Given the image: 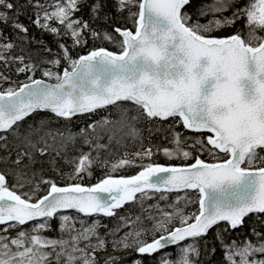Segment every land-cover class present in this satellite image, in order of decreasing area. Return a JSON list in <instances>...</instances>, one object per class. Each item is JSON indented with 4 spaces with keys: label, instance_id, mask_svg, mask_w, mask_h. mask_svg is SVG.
<instances>
[{
    "label": "snow or ice",
    "instance_id": "6c2138e0",
    "mask_svg": "<svg viewBox=\"0 0 264 264\" xmlns=\"http://www.w3.org/2000/svg\"><path fill=\"white\" fill-rule=\"evenodd\" d=\"M29 7L37 9L33 24L70 37L73 47L85 46L89 33L101 38L88 21L75 16L83 7L105 20L111 8L131 27L102 34L117 51L99 47L73 57L59 43L62 54L46 61L52 68L42 70L46 79H35L37 66L25 63L23 55H11L15 45L4 33L10 28L20 40L27 36L29 29L19 17ZM192 7L193 0H0V61H18L17 72L29 74L30 81L0 85V264H125L113 253L129 250L140 257L132 264H144V257L170 246L179 252L165 253L160 264H203L200 241L205 242L203 254H215L219 243L222 264H264V231L253 228L254 240L230 242L223 234L243 226L250 215L264 216V0H211L195 12ZM237 22L241 30L216 34ZM0 81L9 77L0 72ZM113 108L115 119L101 115L78 133L53 130L44 119L28 123L35 113L71 121ZM141 124L170 132L173 146L145 147ZM148 131L151 135L153 129ZM77 136L88 151L68 158L66 149ZM128 142L139 144V150L109 159ZM158 152L182 163H143ZM102 153H107L103 159ZM205 154L210 162L201 158ZM58 160L72 167L67 173L71 181L91 177L95 166L108 171L91 186H60L43 176L37 180V164L47 163L64 176ZM137 166L141 170L135 175H113ZM42 186L46 192L41 195ZM25 187L29 191L16 190ZM188 190L198 199H186ZM173 192L185 196L167 207H144L157 194L159 201H167ZM182 200L185 206L198 203V212L186 214L179 206ZM129 204H139L141 214L119 215ZM70 211L119 217L121 223L109 240L99 234L98 219L89 224L65 214ZM54 219L59 220V236L44 235ZM30 222V231L25 230ZM221 223L227 227L216 231L208 245L210 232ZM13 229L14 236L4 234ZM121 229L128 231L117 236Z\"/></svg>",
    "mask_w": 264,
    "mask_h": 264
},
{
    "label": "trees",
    "instance_id": "16d2710c",
    "mask_svg": "<svg viewBox=\"0 0 264 264\" xmlns=\"http://www.w3.org/2000/svg\"><path fill=\"white\" fill-rule=\"evenodd\" d=\"M91 0H88V3H90ZM211 0H193V7L192 11L195 12V9L198 8L201 4L210 3ZM244 3H248V0H243ZM108 16V19L105 20L103 14H101L98 18H94L93 14L90 12L88 7H83L82 10L75 14L77 18H81L85 21H88L91 28L101 33V38L93 39L89 34L86 35L87 44L83 47H73L72 40L70 37L67 36H55L52 33L42 30L38 28L35 24L32 23V19L35 18V8L29 7L26 11L23 12L22 15H20L19 19L22 23H24L28 29L29 32L27 36L20 40L16 33L11 30L10 28H5L4 33L8 35V38L12 39V41H15L17 44H19V51L26 56L25 60H34L36 58L42 59V58H49L55 57L57 55H61V49L59 48V43L66 44L69 49L70 53L73 57H76L78 55H84L89 50L93 48H99V47H105L112 51H117L118 49L115 47L114 44L110 43L109 41H106L102 39V34L104 32L113 33V28L115 27H131L130 22H126L125 19L120 16L119 14H115L114 11L111 8H108L105 10ZM227 14V13H226ZM242 29V22H237V24L233 28H226L222 29L220 32L216 33L217 35H229L232 34L234 31H239ZM114 34V33H113ZM115 35V34H114ZM45 49H51V52L46 51ZM63 63L61 67H63ZM19 67V63L9 62L8 64H5L3 61H0V72H2L5 76L9 77V81H0V85H2V88H7L9 86L16 87L18 84H22L27 80L28 74L26 73H18L17 68ZM37 77L36 75L34 76ZM101 115H109L110 118L115 119L117 117L116 109H109L108 112L101 113L100 115L97 114H85L78 117H73L71 121H65L63 119H57L53 115H50L48 113H35L33 114V117L29 118L28 123H38L41 119L47 120L49 123V127L53 130L62 128L66 130H70L71 132H79L81 128H86L87 125L95 120H98L101 118ZM171 123V122H169ZM142 129V135H143V143L145 147L152 146L154 151L157 147L163 148V147H172L171 144V133L166 130L161 131H155V128L158 126L149 125V124H141L140 125ZM168 125H164V129H167ZM149 129H153L151 135L149 134ZM173 129L176 131H181L185 136L191 137L193 134L187 132L186 130L182 129V127H177L176 125H173ZM79 138V137H78ZM80 141L75 142L74 144H69L68 148L66 149V154L68 158H73L75 156L79 155L80 150L88 151L87 146H84L81 142V138H79ZM106 142V141H105ZM189 143H191V140H189ZM139 150V144H134L132 142H128L127 146L124 148H120L119 151H116L115 155L109 157L110 160H115L121 156L124 155L125 152L131 154L135 151ZM95 155V153H93ZM105 156H107V153H102L101 159H103ZM202 159L206 161H211V157L205 155L201 156ZM149 162L153 163H159L163 165H179L182 163L180 160H171L169 161L166 157L163 156L162 152H158L157 154L153 155L151 158V161L148 159H145L143 161L144 164H147ZM137 165H139L141 162L137 160ZM183 163H191V161H185ZM58 164L60 167V170L65 174L64 176L59 175V173L53 171L47 163H44L43 166L40 164L35 165V169L37 171V180L40 179L41 176L45 179H52L54 180L58 185L65 186L68 183H82L84 186H91L96 184L100 179L104 178L108 169L100 166H95L92 169V176L87 177L83 180H77V181H71L67 179V173H70L72 171V167L64 162V160H58ZM141 169L137 167H126L122 168L113 175L115 177L119 176H132L137 174ZM9 183H12V177H9ZM26 188L16 189L18 193L24 192ZM46 192V186H42L41 195ZM157 198H154L153 200H147L144 202V207L147 208L148 205H154L156 203H160L162 207H167L168 204H174L176 201V197L179 196H185V192L182 193H169L168 194V200L167 201H159ZM186 199H190L192 201H195L198 199V193L195 191H187ZM181 208H183L184 212L186 214H190L193 212H198V203H188L187 206H185L184 201L182 200L179 205ZM119 215L121 216H132L133 218L136 215H140L142 209L140 208L139 204H129L126 205L125 208L118 210ZM74 217H79L80 219H85L89 224L92 223L94 220L100 221V227L98 228V232L101 236L107 237L109 240L112 239V237L109 235V233L117 228L120 225L119 217H104V216H94V217H82L80 215H76L74 213H68ZM52 228L48 232L44 233V235H47L49 237H57L59 236V220L54 219L51 221ZM79 227V224H77ZM1 227V226H0ZM25 230L30 231L31 223L28 225L23 226ZM225 227H227L226 224H221L219 228H214L208 238H207V244L212 245L214 240L215 232L218 230H222ZM257 229L259 231H264V216L257 217L255 215H250L245 218L243 226L237 228L236 230H231L229 232L223 233L225 236V241L230 242L231 240H237L242 241L244 238L249 239H255L251 234V229ZM16 230H9V233H4L5 235H15ZM128 231V229H121L117 233V236H123L124 232ZM148 239H151V236H148ZM191 242V241H189ZM204 241L199 242V246L202 250V256L201 259L203 261V264H222V249L220 248L219 243L217 242L215 244L217 251L215 254H203L204 253ZM109 251L112 250L109 248ZM170 251V252H169ZM176 252H179V248L172 247L167 249L166 251H163L162 253H172L173 255L176 254ZM114 255H119L122 260L125 261V264H132L134 259L140 258L138 254L131 252L130 250L127 252H117L113 253ZM159 254H155L153 257H144L143 261L144 264H160L159 260Z\"/></svg>",
    "mask_w": 264,
    "mask_h": 264
},
{
    "label": "rangeland",
    "instance_id": "374dc122",
    "mask_svg": "<svg viewBox=\"0 0 264 264\" xmlns=\"http://www.w3.org/2000/svg\"><path fill=\"white\" fill-rule=\"evenodd\" d=\"M48 2L49 3H51V0H48ZM40 3H45V0H40ZM37 11V9H35V12ZM53 26H57V25H55V23L53 24ZM39 28V27H38ZM41 29V28H40ZM43 30V29H42ZM15 32V31H14ZM5 36L6 37H8V35H6L5 34ZM10 39V38H9ZM11 41H12V39H10ZM13 43H14V45H15V47H14V49L12 50V52H11V55H13V56H21V55H23L24 57H25V59H26V56L24 55V54H22L20 51H19V49H17V48H19V44H17L15 41H12ZM62 54V53H61ZM52 58H54V57H50L49 56V58H42L41 60L40 59H38V58H36V59H34V60H25V63H33V64H35L36 66H37V71L35 72V75L37 76V77H39V78H41V79H46L45 77H43V75H42V70L43 69H45V68H52L53 66L51 65V64H48V63H46V61H48V60H50V59H52ZM14 63H19L18 61L17 62H14ZM20 66H22V65H20L19 64V67ZM53 70H57V69H55V68H53ZM29 75V74H28ZM35 78V77H34ZM27 80H28V77H27ZM59 130H61V131H66V132H71L69 129L68 130H66V129H62V128H59ZM71 133H77V132H71ZM79 136H77V141H80V137L78 138ZM76 141V142H77ZM81 142H82V140H81ZM116 153V152H115ZM12 183H14V178H12ZM26 189L24 190V192L25 191H29V189L27 188V187H25ZM19 189H21V188H19ZM23 189V188H22ZM164 255V253H161L160 254V257H159V260L161 259V256H163Z\"/></svg>",
    "mask_w": 264,
    "mask_h": 264
},
{
    "label": "water",
    "instance_id": "95a60500",
    "mask_svg": "<svg viewBox=\"0 0 264 264\" xmlns=\"http://www.w3.org/2000/svg\"><path fill=\"white\" fill-rule=\"evenodd\" d=\"M49 83H55V82H50V81H48ZM29 83V82H28ZM46 113H48V112H46ZM51 114V113H50ZM53 115V114H52ZM173 193H176V192H173ZM179 193H181V192H179ZM70 212H73V213H75L74 211H70ZM76 214H78V213H76ZM78 215H81V216H83V214H78ZM170 247H172V246H170Z\"/></svg>",
    "mask_w": 264,
    "mask_h": 264
},
{
    "label": "bare ground",
    "instance_id": "6f19581e",
    "mask_svg": "<svg viewBox=\"0 0 264 264\" xmlns=\"http://www.w3.org/2000/svg\"><path fill=\"white\" fill-rule=\"evenodd\" d=\"M65 214H67V213H65ZM174 248V247H173ZM163 252V250L161 251V253ZM170 252V251H169ZM177 253V252H176ZM160 257V256H159Z\"/></svg>",
    "mask_w": 264,
    "mask_h": 264
}]
</instances>
